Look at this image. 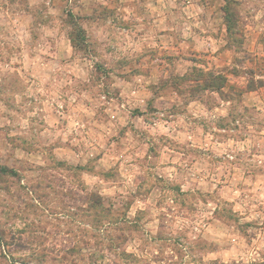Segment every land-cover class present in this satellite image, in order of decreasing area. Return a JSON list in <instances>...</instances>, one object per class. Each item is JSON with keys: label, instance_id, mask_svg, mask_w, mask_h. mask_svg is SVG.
Instances as JSON below:
<instances>
[{"label": "rangeland", "instance_id": "1", "mask_svg": "<svg viewBox=\"0 0 264 264\" xmlns=\"http://www.w3.org/2000/svg\"><path fill=\"white\" fill-rule=\"evenodd\" d=\"M113 1L0 0V264H264V109L244 103L264 87V0H217L216 59L182 43L179 7L160 31L148 0ZM78 29L88 81H53L46 40ZM174 117L192 138L166 134Z\"/></svg>", "mask_w": 264, "mask_h": 264}, {"label": "crops", "instance_id": "2", "mask_svg": "<svg viewBox=\"0 0 264 264\" xmlns=\"http://www.w3.org/2000/svg\"><path fill=\"white\" fill-rule=\"evenodd\" d=\"M131 1L135 2V0H114L113 2L108 3V5H111L115 8V5L117 6L120 3H124V2L129 3ZM145 7L146 8L144 9V11L145 13H147V15H149V17L152 18L151 22L153 23V26L158 27L157 29H159L160 31H163L165 29L164 26H167V29L173 28V27H170L171 26L170 16L167 15V16L160 18L161 17L160 15L163 13L165 14V12H170V14H173V12L170 11L171 8L179 7L177 9H181L183 11V15H185V17L181 16L180 23L177 24L178 26L177 28H179L180 29L179 31H181V34H177V35H179V37L181 38L182 43L194 45V48L197 51H203L205 53H210L209 56H211L213 59L220 57L221 53L219 52V50L221 48V45L220 44L217 45V41L221 42L223 33H226V27L223 24V18L221 16L223 11L219 5L217 6V0L208 1V8H212V11L208 14V19L207 21L205 20V22L200 20V17L198 15L199 11L201 10L200 5L198 3H195L194 0H148L145 3ZM85 9L86 11H88L86 14L91 13V9L89 5L84 7V10ZM216 10L218 11V13ZM161 19H164V20L161 22ZM203 23H205L204 27L206 25L209 27V30L201 29L202 32L204 33L201 35L198 32L196 27L199 24L203 25ZM139 25L142 27H146L147 24L143 23V21L141 23L140 21ZM48 37L50 38H48L46 41L52 42L53 45H52L51 51L48 53L49 57H44L43 59L44 66L42 68H44L48 73H50L51 76L52 74H54L52 76L53 78L52 80L55 81L54 78H57L58 74H61L65 76L66 79L61 78L59 76L58 77L59 81H62L64 83L66 82L65 83L66 85L67 83L69 85L75 80H78L83 83L87 82L88 81L87 75L89 73L88 66L86 65V63H83L82 59L79 60L77 63L76 61L77 59L74 57V54H73L68 38L59 36L56 32L50 33V36ZM160 37H169V38L172 37L173 38V36L169 32L167 33L160 32ZM217 51H218L217 57H215V53ZM223 61L225 62L226 60L224 59ZM53 83L50 82L48 86L52 88ZM126 84H131V83H126ZM69 89L70 91L68 89H66V91H60L61 96L59 97L62 98V101L66 102L67 100H70L72 101L71 104L74 107H75L74 104H77V103L80 105L81 104L84 105V107H87V104L84 102L83 97L87 95L89 91H83V93L74 92L72 86H70ZM263 90H264V87H261L259 91L252 90V91H248V93H245L246 95H248L247 96L248 98L244 101L245 105L247 107L253 106L258 110L264 109V98L262 97V95H260V91H263ZM117 91L119 92V96H121L122 91L120 89ZM127 97H129L127 103H129V101H131L130 100L131 97L129 95H127ZM112 101L113 99H109V101H106V104H111ZM114 105L118 110L120 109V107H123V105L121 106L117 104H114ZM192 105H196V107L198 106L203 107L202 103L198 100L190 101L188 108L192 107ZM59 106L60 107L63 106L62 102H60ZM120 112H121V109H120ZM59 114H64V113L59 112ZM192 115H195L194 112H192ZM76 116L78 117V120H79V122L76 123L78 124L77 127H81V126L85 127L86 125L85 121L87 120H85L84 116H82L79 112H77ZM110 119L111 121L114 120V118L112 117ZM155 122L156 123L148 124V126L153 127L159 121H155ZM175 122H177V118L175 117L169 120L162 119V123H163L162 126H163V129L166 131V134L177 133V134L188 137V139L192 138V129H190L189 126L185 122L182 128L181 127L176 128ZM171 127H173V129H171ZM263 131H264V128L262 129V131L260 130L258 134H260V132H263ZM253 132L257 134L255 129L253 130ZM166 134H163V135H166ZM238 142L243 143L244 141L239 140ZM177 153L180 154V156L184 155V153H179V152Z\"/></svg>", "mask_w": 264, "mask_h": 264}, {"label": "trees", "instance_id": "3", "mask_svg": "<svg viewBox=\"0 0 264 264\" xmlns=\"http://www.w3.org/2000/svg\"><path fill=\"white\" fill-rule=\"evenodd\" d=\"M81 33H84V32H82L81 29H78V30H76V35L74 37H72V35H70L68 37V40L70 42V45H71L72 49L76 48V44L80 45V42L82 41V38L80 36ZM0 169H2V171H4V172H9L10 171L8 168L3 167V166L2 167L0 166Z\"/></svg>", "mask_w": 264, "mask_h": 264}]
</instances>
